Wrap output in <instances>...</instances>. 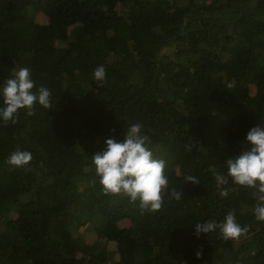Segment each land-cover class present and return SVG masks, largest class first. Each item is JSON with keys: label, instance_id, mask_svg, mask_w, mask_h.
Masks as SVG:
<instances>
[{"label": "trees", "instance_id": "1", "mask_svg": "<svg viewBox=\"0 0 264 264\" xmlns=\"http://www.w3.org/2000/svg\"><path fill=\"white\" fill-rule=\"evenodd\" d=\"M21 67L52 107L0 121V264H264L256 190L216 179L264 125V0H0V81ZM135 123L182 193L154 213L104 193L92 165ZM229 211L239 239L194 236Z\"/></svg>", "mask_w": 264, "mask_h": 264}, {"label": "clouds", "instance_id": "2", "mask_svg": "<svg viewBox=\"0 0 264 264\" xmlns=\"http://www.w3.org/2000/svg\"><path fill=\"white\" fill-rule=\"evenodd\" d=\"M93 79L97 82L106 80L103 65L93 71ZM234 82L227 85L232 88ZM44 109L52 107L50 90L43 85L37 86L32 74L26 67H21L9 77L0 81V121L16 123L20 111L26 115L33 114L34 106ZM148 136L141 131L139 123L132 124L124 133L122 141L111 137L104 140L101 151L92 154V165L98 183L106 194L124 195L132 202H139L144 211L154 213L161 209L164 194L176 200L182 193L169 189V180L165 174V161L157 159L148 147ZM247 150L224 160L226 174H218L216 179L220 184L229 182L250 189L257 204L253 209L256 220L264 222V125L251 127L244 138ZM32 160V153L17 149L12 152L7 163L17 169L25 168ZM185 180L196 184L194 176H186ZM220 195L227 196V190ZM218 231L225 241L239 239L247 229L237 221L235 214L229 211L222 221H205L194 225V236ZM197 257L200 253L197 252Z\"/></svg>", "mask_w": 264, "mask_h": 264}, {"label": "rangeland", "instance_id": "3", "mask_svg": "<svg viewBox=\"0 0 264 264\" xmlns=\"http://www.w3.org/2000/svg\"><path fill=\"white\" fill-rule=\"evenodd\" d=\"M37 21L40 22L41 24L44 23V20H43V18H42L41 16H38V17H37ZM107 257H108V258H112L111 256H107ZM113 258L116 259V255L113 256Z\"/></svg>", "mask_w": 264, "mask_h": 264}]
</instances>
